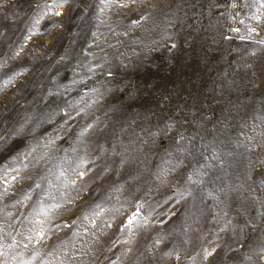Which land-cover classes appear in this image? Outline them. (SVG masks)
<instances>
[{
	"label": "rangeland",
	"instance_id": "rangeland-1",
	"mask_svg": "<svg viewBox=\"0 0 264 264\" xmlns=\"http://www.w3.org/2000/svg\"><path fill=\"white\" fill-rule=\"evenodd\" d=\"M0 235L3 264H264V0H0Z\"/></svg>",
	"mask_w": 264,
	"mask_h": 264
},
{
	"label": "snow or ice",
	"instance_id": "snow-or-ice-1",
	"mask_svg": "<svg viewBox=\"0 0 264 264\" xmlns=\"http://www.w3.org/2000/svg\"><path fill=\"white\" fill-rule=\"evenodd\" d=\"M57 15H59V13H57ZM170 127H171V125H170ZM79 175L81 176V178H83V173H80ZM56 207H59V205H57ZM132 222H133V218L130 217L129 220H128V223L131 224ZM73 223H75V221H73ZM36 235L39 236L40 239H43L44 238V230L41 229L39 232L36 233ZM0 239H2V235H0ZM8 247H14V244L13 245H9ZM3 249H4V245L0 244V256H4L5 255V252H4ZM0 264H3V262L0 261Z\"/></svg>",
	"mask_w": 264,
	"mask_h": 264
}]
</instances>
